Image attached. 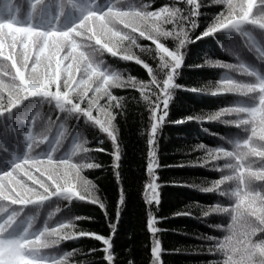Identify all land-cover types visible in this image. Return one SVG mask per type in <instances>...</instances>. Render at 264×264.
I'll use <instances>...</instances> for the list:
<instances>
[{
	"label": "snow or ice",
	"instance_id": "snow-or-ice-1",
	"mask_svg": "<svg viewBox=\"0 0 264 264\" xmlns=\"http://www.w3.org/2000/svg\"><path fill=\"white\" fill-rule=\"evenodd\" d=\"M155 4L156 0H0V154H7L0 155V264H83L75 259L78 249L62 247L82 238L99 243L98 248L88 251L101 253V264H116L113 237L126 204L117 122L126 114V103L113 89L138 91L147 112L142 134L147 145L143 201L147 209L145 228L151 235L149 264H163L161 254L165 251L158 227L164 218L155 214L162 187L156 172L161 167L157 158L160 129L165 123L189 119L201 124L220 122L239 130L232 137H221L225 144L194 146L203 156L189 164L211 166L219 176L206 187L183 186L225 198L226 202L217 200L202 207L200 215L227 218L226 225H209L222 228L226 234L204 235L206 247L199 250L221 255L223 259L216 264H264V71L240 56L242 48L264 64V0H164ZM212 5L220 6L219 11L194 36L202 9ZM219 31L240 38V48L232 51L236 61L205 55L202 64L189 66L221 68L225 74L214 83L195 87L177 84L175 77L183 66L187 45ZM169 40L171 48L164 42ZM141 53H147L155 66ZM106 54L134 61L146 70L148 79L107 65ZM177 88L242 99L170 121L169 105ZM35 98L51 105L56 119L49 117L38 123L41 113L37 111L20 129L14 123L17 112L26 100ZM60 113L67 114L65 120L68 116L77 121L83 118L86 125L98 128L111 142V150L101 147L102 141L90 147L81 133L69 152L56 155L71 132L60 120ZM54 129V140L50 141ZM45 144L50 148L41 150ZM93 152L111 157L116 188L111 204L98 194L101 190L97 184L83 175L86 169L104 167L92 158ZM53 198L58 206L38 225L40 207ZM74 200L96 205L106 228H81L79 222L91 221V216L68 214L52 219L61 211V204L66 208ZM110 208H114V216Z\"/></svg>",
	"mask_w": 264,
	"mask_h": 264
},
{
	"label": "trees",
	"instance_id": "trees-1",
	"mask_svg": "<svg viewBox=\"0 0 264 264\" xmlns=\"http://www.w3.org/2000/svg\"><path fill=\"white\" fill-rule=\"evenodd\" d=\"M22 3L23 0H18ZM139 2V0H137ZM164 0H156L154 6L163 3ZM220 6L212 5L202 9L204 13L199 18L200 27L193 35H199L213 14L219 11ZM140 43L150 44V41L141 40ZM170 48L172 42L164 41ZM240 38L235 33L219 31L215 35H208L203 39H197L194 43L187 45L183 66L179 74L175 77V82L188 87H195L208 81L213 83L225 74V70L216 67H190L189 65H200L205 55L212 59H219L226 62H235L236 57L232 51L240 48ZM138 51V50H136ZM143 59L154 65L151 57L147 53H141ZM240 56L248 63L264 71V64H260L255 57L247 50H240ZM105 63L124 74H131L141 80L148 79L146 70L134 61L127 62L117 59L107 54L104 56ZM236 75L238 79L242 78ZM114 94L125 97L126 114L118 117L117 126L120 129V141L123 155L121 157V169L123 183L126 187V204L122 208L116 234L113 237V248L116 253V264H149L151 235L145 228L147 209L143 201V185L147 179L146 175V136L143 129L146 127L147 112L143 103L139 101V93L133 89H113ZM242 97L234 95H206L200 92L188 91L177 88L172 103L169 105L168 119L170 121H180L184 117H189L193 113L210 112L232 103ZM37 111L41 113L38 123H43L49 117L56 119L54 108L47 102L35 98L26 100L17 112L14 123L20 128L25 127V122ZM60 113V120L65 122L71 129L70 134L59 146L56 155H63L69 152L77 137L83 133L89 141L90 147H95L98 142L103 148L111 150V142L98 128L86 125L83 118L75 120ZM54 133L50 135V141L54 140ZM216 133L217 135H212ZM239 133L238 129L227 126L220 122L198 123L189 119L183 123H165L160 129L158 137L157 158L161 165L156 169L158 182L162 184L159 191V206L155 210L157 217H163L158 227L162 229L159 233L161 247L165 249L161 254L163 264H216L223 257L216 253L200 251L206 247L202 239L204 235L222 237L226 233L224 230L209 227L212 224H227V218L222 215H211L203 218L200 215L201 208L216 203L217 200L225 201V198L218 197L214 193H204L198 188L183 185L208 186L210 182L217 179L219 173L209 168L192 166L190 161H196L203 156L201 150L195 149L198 143L212 147L225 144L221 137L229 138ZM41 150L50 148V144L41 145ZM11 151V149H10ZM22 153V147L19 149ZM5 156L7 154H0ZM92 158L104 165L97 169H86L83 175L91 179L100 188L98 193L111 204L115 200L116 188L115 180L110 168L111 157L105 152H93ZM183 165V166H181ZM179 182V184H174ZM226 202V201H225ZM62 203V202H61ZM55 198L45 202L40 207L37 224L43 222L47 217V212L57 207ZM61 206V211L52 219L56 220L64 215L72 214L82 217L91 216L93 220L80 221L79 226L93 231H103L106 228L103 221V213L91 203L74 200L66 208ZM27 214H31L28 209ZM180 211L188 212L189 215H173ZM110 213L114 216V208H110ZM23 215V214H22ZM63 250L78 249L75 257L83 264H101L99 258L101 253L92 255L89 249L99 247V243L90 238H82L78 241H68L62 246Z\"/></svg>",
	"mask_w": 264,
	"mask_h": 264
}]
</instances>
